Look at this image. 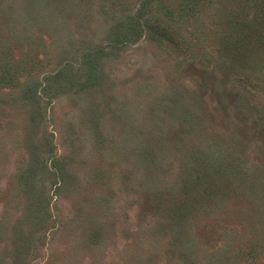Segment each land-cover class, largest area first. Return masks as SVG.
I'll return each mask as SVG.
<instances>
[{
  "label": "rangeland",
  "instance_id": "1",
  "mask_svg": "<svg viewBox=\"0 0 264 264\" xmlns=\"http://www.w3.org/2000/svg\"><path fill=\"white\" fill-rule=\"evenodd\" d=\"M0 264H264V0H0Z\"/></svg>",
  "mask_w": 264,
  "mask_h": 264
}]
</instances>
